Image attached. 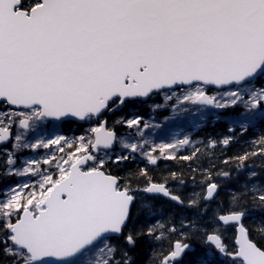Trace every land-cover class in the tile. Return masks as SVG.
I'll list each match as a JSON object with an SVG mask.
<instances>
[{
  "label": "snow or ice",
  "instance_id": "6c2138e0",
  "mask_svg": "<svg viewBox=\"0 0 264 264\" xmlns=\"http://www.w3.org/2000/svg\"><path fill=\"white\" fill-rule=\"evenodd\" d=\"M258 121L264 0H0V264H264Z\"/></svg>",
  "mask_w": 264,
  "mask_h": 264
},
{
  "label": "rangeland",
  "instance_id": "374dc122",
  "mask_svg": "<svg viewBox=\"0 0 264 264\" xmlns=\"http://www.w3.org/2000/svg\"><path fill=\"white\" fill-rule=\"evenodd\" d=\"M156 103L163 104L164 103L163 98L161 97L160 99H158ZM151 104L152 101L148 102V104L144 106L141 113L144 116V118L148 120L150 123L160 125L159 128H156L151 131V133L149 134L150 138L154 139L156 143H161V142H170L173 137H182L181 133H183L184 130L181 131V127L185 126L186 124V123L184 124V119L180 118L181 114L183 113H179L173 116L172 109L170 107L167 110L157 109L155 112H153L151 108ZM165 117H168L169 119L166 120ZM190 117L193 118V116L189 115L186 119L188 121L187 122L188 124L189 121L191 123V119L189 120ZM194 118L196 119L195 121V125H196V122L198 123L199 119L198 117H194ZM56 131H58L60 134L71 136L73 134L79 135L80 128H78L76 124L72 126L69 124H64L58 126Z\"/></svg>",
  "mask_w": 264,
  "mask_h": 264
},
{
  "label": "trees",
  "instance_id": "16d2710c",
  "mask_svg": "<svg viewBox=\"0 0 264 264\" xmlns=\"http://www.w3.org/2000/svg\"><path fill=\"white\" fill-rule=\"evenodd\" d=\"M69 125H73L72 123H69ZM78 128H80L79 125H77ZM227 130V124L224 121L219 122H208L204 126H202L197 132H195L192 136L194 140H203L206 139L207 136L211 135L213 137L217 136L218 134L225 133ZM264 135V121H260L259 124H257L256 127L250 128L248 133L241 138L240 143H234L231 145L230 148H228L227 153L229 155L232 154H239L248 146V142L252 139L258 138L259 136ZM187 154V153H181ZM261 162L257 159L255 161V165L258 166ZM178 167L177 162L175 160L170 161H160L159 168L165 169V168H171L175 170ZM256 215V214H254Z\"/></svg>",
  "mask_w": 264,
  "mask_h": 264
}]
</instances>
